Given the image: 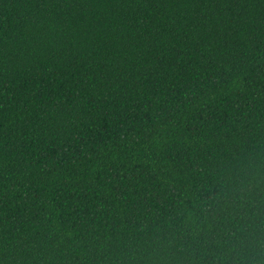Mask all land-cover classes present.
Masks as SVG:
<instances>
[{"label":"trees","instance_id":"obj_1","mask_svg":"<svg viewBox=\"0 0 264 264\" xmlns=\"http://www.w3.org/2000/svg\"><path fill=\"white\" fill-rule=\"evenodd\" d=\"M0 264H264V0H0Z\"/></svg>","mask_w":264,"mask_h":264}]
</instances>
